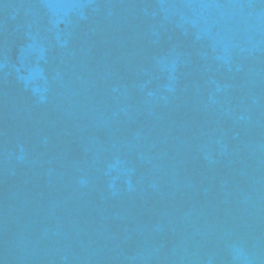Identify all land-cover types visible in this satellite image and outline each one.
I'll list each match as a JSON object with an SVG mask.
<instances>
[{"label": "water", "instance_id": "water-1", "mask_svg": "<svg viewBox=\"0 0 264 264\" xmlns=\"http://www.w3.org/2000/svg\"><path fill=\"white\" fill-rule=\"evenodd\" d=\"M0 264H264V0H0Z\"/></svg>", "mask_w": 264, "mask_h": 264}]
</instances>
